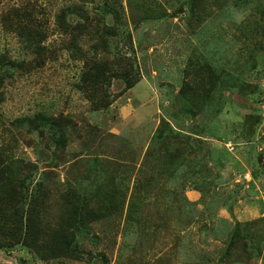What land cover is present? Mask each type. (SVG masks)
Listing matches in <instances>:
<instances>
[{
	"label": "rangeland",
	"instance_id": "rangeland-1",
	"mask_svg": "<svg viewBox=\"0 0 264 264\" xmlns=\"http://www.w3.org/2000/svg\"><path fill=\"white\" fill-rule=\"evenodd\" d=\"M104 2L119 12L116 22L105 17L118 35L97 56L112 60L128 48L139 81L124 90L113 79L112 104L93 110L76 86L82 60L65 49L69 36L56 15L81 6L96 18ZM16 8L45 24L49 53L39 65L31 67L35 53L5 22ZM92 42L82 36L79 44L92 54ZM0 60L12 73L0 83V151L32 174L16 201L0 204L12 216L0 228V264H264V0H0ZM184 84H198L197 103L180 91ZM37 112L59 121L57 156L27 123L10 124ZM163 120L185 135H169ZM186 138L199 149L162 170L165 147L176 150ZM36 182L45 192L35 197L34 247L14 232L18 215L33 211ZM108 198L118 209L94 214ZM236 222L239 236L224 259ZM66 240L75 250L69 257L43 246Z\"/></svg>",
	"mask_w": 264,
	"mask_h": 264
},
{
	"label": "trees",
	"instance_id": "trees-1",
	"mask_svg": "<svg viewBox=\"0 0 264 264\" xmlns=\"http://www.w3.org/2000/svg\"><path fill=\"white\" fill-rule=\"evenodd\" d=\"M81 6H67L62 9L56 15V26L60 33L69 36L68 41L65 45V49L72 51L75 53L79 59L82 60L83 68L80 75V82L76 85L77 88L84 93L85 97L89 100L91 104V108L93 110L106 109L109 108L112 104V95L110 92V85L112 80L115 78L121 79L125 84V89L133 87L139 81V71L136 65V61L129 52L127 48V53L120 52L114 56L112 60L108 59H100L98 58V52L100 51V46L104 49V52H108L110 50V44L113 42L112 39L117 37L118 35V27L115 24H108L105 20V17L111 15L113 18V22H116L115 18L118 16L116 8L112 5H109L108 2H104L103 5L97 6L101 10L97 13L96 18L89 17V11L80 13ZM22 14L23 19L20 22L17 21L18 15ZM75 15L77 18L75 20L70 21L71 15ZM70 16V17H69ZM119 18V16H118ZM25 19L27 22H25ZM23 21L25 23H23ZM8 26L17 29L18 35L25 40V42L32 48V51L35 53L34 60H31L34 65H39L43 62L45 58V53H49V49L46 45L43 44V41L46 39L47 32L44 27V23L39 19V16L34 14L31 10L19 9L16 8L13 12V16L10 19L5 21ZM23 23V24H22ZM82 36H89L93 42L91 44V49L93 50L92 54L86 52L82 46H80V40ZM129 36V35H128ZM130 44V43H128ZM131 45V44H130ZM4 61L0 60V65H4ZM7 64L15 69L24 70L25 67H30L29 63H26L24 60L16 61L10 60ZM204 72L211 76V72H207L209 68H205V66H200ZM210 71V70H209ZM12 75L6 69L0 68V83L2 82L4 77H10ZM201 81L202 78H201ZM201 81H198L199 84H202ZM196 86V88H194ZM198 84H184L181 87V92L186 98H189L191 102L197 103L199 100V94L201 91L198 89ZM18 122H11L10 124L19 129L22 127L24 123H27L30 129H32V133H37L41 137L48 138V144L51 143L54 146V155L57 156L56 151H58L61 146L64 145V141L60 136L61 127L59 125V121L55 116L52 115H44L42 112H37L33 116H23L17 120ZM165 121V120H163ZM163 125V124H162ZM165 128L170 133L169 135H180L182 134L178 130H173L167 121H165ZM164 127V126H163ZM185 135V134H182ZM188 137V136H187ZM191 139V138H190ZM190 139L186 138L183 145L176 146V150L170 149L169 146L165 147V152L167 153L166 159L165 154L160 156L157 163L162 164L160 167L162 170H171L176 169L185 164L186 158L183 159V155L186 153L188 157L199 149V145H192L190 143ZM6 153H2L0 151V204L4 203L9 197L14 198L16 201L19 192H21V187L27 188L30 186L28 182H31L32 174L30 173L28 176L24 174V163L18 162L19 166L12 168L11 161L9 156L5 155ZM162 160V161H161ZM37 170V166L32 164V168L30 167V171ZM48 172H44L42 174V179L46 178ZM253 177L256 178L255 172H253ZM3 182V184H1ZM39 182L33 184V188L31 190V197L29 199V206H33L32 213L26 214V218L18 215L19 231L14 232L18 235L19 241L21 242H30L31 245L35 247V243H38L36 230L34 229V215L37 213V209H35V197L39 196L40 193L45 192V188L40 187ZM28 197V196H27ZM114 200L108 198L106 201L102 200V210L97 211L94 214H102L107 212L115 211L118 209L117 205H113ZM80 207L78 204L74 207L73 212L79 210ZM1 211V210H0ZM17 211V210H16ZM82 212H79V216H81ZM0 214V225L3 226L0 228L8 229V223H10L12 216ZM77 215V214H75ZM80 220V219H79ZM12 223H14L12 221ZM251 222H249L250 224ZM86 225V224H82ZM241 228V223H235V229L233 230L232 239L229 241L227 245V249L225 254L223 255L224 259L228 257L230 254L233 242L239 236L238 228ZM58 241H61L58 240ZM45 245V246H44ZM44 247L49 248L52 254L57 256H72L75 254V250L72 247L71 243L66 240L64 243L54 244H43ZM42 247V246H41ZM216 264H220L219 262Z\"/></svg>",
	"mask_w": 264,
	"mask_h": 264
}]
</instances>
